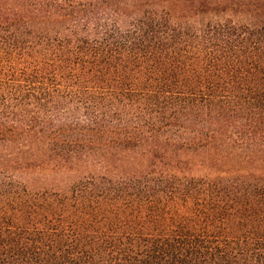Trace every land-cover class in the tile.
<instances>
[{"label":"trees","instance_id":"1","mask_svg":"<svg viewBox=\"0 0 264 264\" xmlns=\"http://www.w3.org/2000/svg\"><path fill=\"white\" fill-rule=\"evenodd\" d=\"M0 264H264V0H0Z\"/></svg>","mask_w":264,"mask_h":264}]
</instances>
